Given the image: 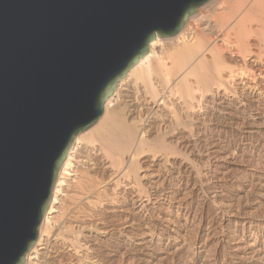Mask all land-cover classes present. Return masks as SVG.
I'll return each mask as SVG.
<instances>
[{"label": "bare ground", "instance_id": "bare-ground-1", "mask_svg": "<svg viewBox=\"0 0 264 264\" xmlns=\"http://www.w3.org/2000/svg\"><path fill=\"white\" fill-rule=\"evenodd\" d=\"M23 264H264V0H209L149 43L69 147Z\"/></svg>", "mask_w": 264, "mask_h": 264}, {"label": "water", "instance_id": "water-1", "mask_svg": "<svg viewBox=\"0 0 264 264\" xmlns=\"http://www.w3.org/2000/svg\"><path fill=\"white\" fill-rule=\"evenodd\" d=\"M209 0H0V264H23L58 170L158 36Z\"/></svg>", "mask_w": 264, "mask_h": 264}, {"label": "rangeland", "instance_id": "rangeland-1", "mask_svg": "<svg viewBox=\"0 0 264 264\" xmlns=\"http://www.w3.org/2000/svg\"><path fill=\"white\" fill-rule=\"evenodd\" d=\"M211 122H213V123L211 124ZM216 122H217V121H215V120L210 121V123L208 122V125H209L211 128L214 129V132H217L216 134H218V133L221 134L218 130H219V129L222 130V127H221L222 125L220 126L219 123H218V122L216 123ZM210 124H211V125H210ZM216 127H217V128H216ZM215 128H216V131H215ZM223 134H224V132H222V137H223L222 139L226 140L227 145H228V150H229V152L232 150L230 153H231V154L233 153L232 155H236L237 152H238V149H237V148L239 147V144H240V145L242 144V139H241L240 135H239L238 133H235V132H234V133H233V132H227V133H225L224 135H223ZM226 134H228V135L230 134L231 136H230V135L228 136V135H226ZM234 134H235L236 136H235ZM237 134H238V136H237ZM233 135H234V136H233ZM226 136H227V137H226ZM228 137H229V138H228ZM231 137H232V138H231ZM233 138L236 139V140H234ZM229 139H230V140H229ZM239 139H240V140H239ZM231 140H232L233 142H232ZM238 141H239V142L241 141V142L239 143ZM233 143H234V144H233ZM230 145H232V146H230ZM236 145H237V146H236ZM229 146H230V147H229ZM234 146L236 147V149H235ZM233 147H234V148H233ZM229 148H230V149H229ZM233 149H234V150H233ZM234 151H235V153H234ZM244 164H246V163H244ZM208 166H209L208 164H205V166H204V165L202 166L201 163L198 164V168H199V170H201V172L207 170ZM201 167H202L203 169H202ZM200 168H201V169H200ZM202 170H203V171H202ZM203 193L206 194V191L203 192ZM248 201H250V199H247V203H248ZM250 202H251V203H248V204H249V207H250V206H251V208L254 207V206H252V205H253V204H252V201H250ZM259 210H261V209H260V208H257V209L254 210V211H253V209H252V210H251V213H257V212H258V213H261L262 210H261V211H259ZM190 234H192V235H190ZM186 235H187L186 237H188V238H190V236H191L190 239H188V238H187V239H188L189 243H191L190 245H191V247L193 248L192 250H193V251L196 250V249H197V246H198V242H197L196 240H194V239H195V237L193 236L194 234H193V233H187ZM192 236H193V238H192ZM193 240H194L195 242H194ZM192 243H193V244H192ZM195 244H196V245H195ZM192 245H193V246H192Z\"/></svg>", "mask_w": 264, "mask_h": 264}]
</instances>
